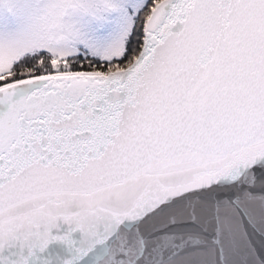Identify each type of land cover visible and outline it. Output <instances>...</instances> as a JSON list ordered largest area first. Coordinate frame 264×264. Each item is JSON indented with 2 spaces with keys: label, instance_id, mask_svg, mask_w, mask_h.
<instances>
[{
  "label": "snow or ice",
  "instance_id": "snow-or-ice-1",
  "mask_svg": "<svg viewBox=\"0 0 264 264\" xmlns=\"http://www.w3.org/2000/svg\"><path fill=\"white\" fill-rule=\"evenodd\" d=\"M0 264H264V0H0Z\"/></svg>",
  "mask_w": 264,
  "mask_h": 264
}]
</instances>
